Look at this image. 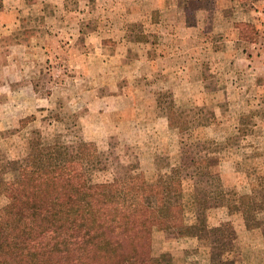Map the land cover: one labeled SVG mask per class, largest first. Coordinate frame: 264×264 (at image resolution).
I'll list each match as a JSON object with an SVG mask.
<instances>
[{
    "label": "rangeland",
    "instance_id": "rangeland-1",
    "mask_svg": "<svg viewBox=\"0 0 264 264\" xmlns=\"http://www.w3.org/2000/svg\"><path fill=\"white\" fill-rule=\"evenodd\" d=\"M62 5L0 0V184L20 178L19 162L53 147L94 183L135 170L156 179L163 203L176 209L153 232L155 263L211 264L199 247L231 243L246 228L251 245H261L264 8L251 24L256 35L242 40L236 23L238 45L198 50L189 65L157 64L159 43L143 31L140 3L129 5L126 29L119 4L117 19L107 18L104 3ZM213 177L222 179L217 200L209 194ZM7 204L0 194V209ZM222 259L242 258L228 251Z\"/></svg>",
    "mask_w": 264,
    "mask_h": 264
},
{
    "label": "trees",
    "instance_id": "trees-1",
    "mask_svg": "<svg viewBox=\"0 0 264 264\" xmlns=\"http://www.w3.org/2000/svg\"><path fill=\"white\" fill-rule=\"evenodd\" d=\"M236 26L242 40L256 35L251 24ZM19 170V179L0 184L8 197L0 209V264H158L152 235L176 208L163 203L155 178L135 170L125 180L94 183L80 162L53 147L19 162ZM210 181L217 200L222 179Z\"/></svg>",
    "mask_w": 264,
    "mask_h": 264
},
{
    "label": "crops",
    "instance_id": "crops-1",
    "mask_svg": "<svg viewBox=\"0 0 264 264\" xmlns=\"http://www.w3.org/2000/svg\"><path fill=\"white\" fill-rule=\"evenodd\" d=\"M64 3L66 0H59ZM81 0H78V2ZM101 6L106 4L107 9L104 11L107 18L117 19V13L114 7L119 4V18H124V22H119L123 29L127 24L131 23L134 15H131L129 5L131 3L141 4V18L145 19L146 28L144 33L156 35L157 43L160 47L157 64L160 61H169L172 59L176 64L182 60L191 62L197 61V51L212 52V48L216 51L229 50L227 44L238 45V30L235 28L236 23L256 24L259 22V15H262L264 8V0H92ZM61 7V5H60ZM134 14V13H133ZM112 21L109 24L111 28ZM116 25V22L114 23ZM151 28V29H150ZM229 35L232 38L229 39ZM201 37V43L196 42V38ZM216 39H215V38ZM167 40L169 42H167ZM215 46V47H214ZM149 50V49H147ZM187 52V56L185 54ZM211 54V53H209ZM149 53H147V57ZM149 59V58H148ZM154 62V59H152ZM17 177V174H15ZM196 232L202 233V227L196 225ZM253 231V229H251ZM247 228L243 231L238 230L236 237L232 242L223 239L218 246L212 247L205 244V249L199 247V252L204 254V258L212 264H226L222 258L224 253L230 252L239 254L242 258L238 262L232 264H264L261 261L264 250V236L259 238L261 245L253 247L251 245L250 236L252 233ZM264 235V233H263ZM197 238L199 235L196 236ZM248 243H245V241ZM260 241V242H261ZM233 245L230 249L228 245ZM244 245V246H241ZM258 250V251H257ZM202 258V257H201ZM219 258V259H218Z\"/></svg>",
    "mask_w": 264,
    "mask_h": 264
}]
</instances>
